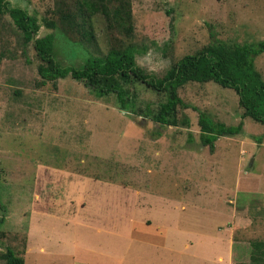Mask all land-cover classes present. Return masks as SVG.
Here are the masks:
<instances>
[{
    "label": "rangeland",
    "instance_id": "374dc122",
    "mask_svg": "<svg viewBox=\"0 0 264 264\" xmlns=\"http://www.w3.org/2000/svg\"><path fill=\"white\" fill-rule=\"evenodd\" d=\"M8 1L36 16V37L53 32L62 65H80L88 54L123 43L138 48L137 63L160 76L215 39L264 41V0H127L131 35L126 38L99 12L90 19V43L60 30L57 12L75 0ZM105 2L111 11L119 3ZM43 18L57 26L46 27ZM0 52V251L13 248L24 264H124L120 252L108 253L121 244L119 237L157 234L151 226L130 230L129 218L150 209H129L124 190H142L167 199L156 208L172 210L177 231L218 235L228 224L232 264H248L250 241L264 240V125L241 117L233 89L213 81L184 84L178 94L188 107H179L177 126H163L143 113L165 95L127 76L107 82L133 97L135 113L70 76L42 84L32 43L23 49L6 14ZM254 65L264 80V51ZM198 110L228 126L242 121V128L218 136L211 150L200 141ZM184 117L188 124L181 123ZM76 193L84 208L55 200ZM207 246L218 249L217 242ZM192 250L181 252L180 264L200 261Z\"/></svg>",
    "mask_w": 264,
    "mask_h": 264
},
{
    "label": "trees",
    "instance_id": "16d2710c",
    "mask_svg": "<svg viewBox=\"0 0 264 264\" xmlns=\"http://www.w3.org/2000/svg\"><path fill=\"white\" fill-rule=\"evenodd\" d=\"M118 2L111 11L105 0H75L57 12L60 30L66 35L75 34L81 43H90L94 38L90 19L100 12L108 25L114 23L127 38L132 33L127 30L131 20L130 9L127 0ZM5 14L19 31L23 49L32 43L40 60L37 71L42 84L70 76L83 82L95 96H113L117 108L135 113L133 97L117 83L107 82L115 81L117 76H127L166 97L156 109L147 107L143 114L163 126H177L179 107H188L179 96L178 89L188 82L213 81L236 92L242 118L250 117L264 125V80L254 65L255 57L264 51V41L228 44L215 39L196 52L183 55L159 76L137 63L136 58L142 53L138 48L123 43L101 55L88 54L80 65H62L56 59L53 32L35 36L41 25L36 16L20 6L11 5L8 0H0V22ZM43 24L51 29L57 26L52 19L43 18ZM2 55L0 52V61ZM181 123L188 124V118L184 117ZM198 126L201 144L212 150L218 136L237 134L242 121L228 126L198 110ZM2 236L0 232V239ZM0 260L2 264H24L23 256L9 246L0 251ZM248 264H264V240L250 241Z\"/></svg>",
    "mask_w": 264,
    "mask_h": 264
},
{
    "label": "crops",
    "instance_id": "0c3cea01",
    "mask_svg": "<svg viewBox=\"0 0 264 264\" xmlns=\"http://www.w3.org/2000/svg\"><path fill=\"white\" fill-rule=\"evenodd\" d=\"M54 171L55 172L53 174H57L59 172V170L56 171V169H54ZM124 191H127V194H129L124 201L127 205H129V209L134 210V212L150 209L148 213L146 212V214L143 213L139 216L129 218L130 230L134 231L137 227H144V229H148L151 226L156 228L157 234L151 236H147L145 234L140 236H121L119 237L121 244L118 248H114L113 246V248L109 249V254L118 256L115 252H120L124 264H180L179 258H181V252L186 250L185 253L188 254V252L193 248L192 251L196 253L195 257L200 260L198 263L202 261L204 264V258H216L219 264H232L231 254L233 239L228 224L224 227L220 226L218 228V231L221 232L218 235H211L210 233L203 231L191 232L190 234L187 232L177 231L173 222L174 215L172 210L170 209V212H164L163 210H158L156 208L157 201H167L166 198L162 195H156L142 190ZM67 196L68 195L64 194V198L60 197L55 199L59 201L56 203L64 206H68L67 204L69 203L70 205L74 203V206L84 208L86 201L83 200L82 196L81 198L79 195L75 198L74 196H69V199ZM106 200L107 199L104 201ZM226 216L227 212H225V217ZM204 241L210 244H215V242H217L218 249H216L213 253L210 250L212 247L207 246V243ZM202 245L206 247H202ZM198 263L194 261L192 264Z\"/></svg>",
    "mask_w": 264,
    "mask_h": 264
}]
</instances>
